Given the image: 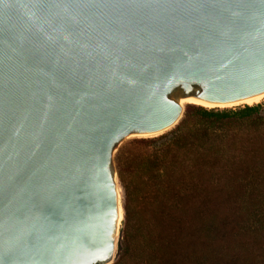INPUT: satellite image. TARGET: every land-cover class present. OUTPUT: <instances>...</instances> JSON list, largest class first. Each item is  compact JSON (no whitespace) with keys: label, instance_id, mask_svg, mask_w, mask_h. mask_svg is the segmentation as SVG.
<instances>
[{"label":"water","instance_id":"1","mask_svg":"<svg viewBox=\"0 0 264 264\" xmlns=\"http://www.w3.org/2000/svg\"><path fill=\"white\" fill-rule=\"evenodd\" d=\"M260 95L264 0H0V264H112L115 148Z\"/></svg>","mask_w":264,"mask_h":264},{"label":"trees","instance_id":"2","mask_svg":"<svg viewBox=\"0 0 264 264\" xmlns=\"http://www.w3.org/2000/svg\"><path fill=\"white\" fill-rule=\"evenodd\" d=\"M124 220L113 264H264L263 105L186 106L115 155Z\"/></svg>","mask_w":264,"mask_h":264},{"label":"rangeland","instance_id":"3","mask_svg":"<svg viewBox=\"0 0 264 264\" xmlns=\"http://www.w3.org/2000/svg\"><path fill=\"white\" fill-rule=\"evenodd\" d=\"M182 95V93L178 90V89H176V91L172 94V96L173 97H178V96H181ZM258 104H262L263 105V113H264V99L261 101V102H259ZM185 105V110H186V106H190V108H192L193 109V107L194 106H197V105H194V104H190V103H186V104H184ZM244 105H246V104H243V105H241V106H239V107H242V106H244ZM184 110V111H185ZM177 125V124H176ZM175 125V126H176ZM175 126H173L172 128H170L169 130H167V131H165L164 133H167V132H169V131H171V130H173L174 128H175ZM164 133H162V134H164ZM159 135H161V134H159ZM158 136V135H157ZM138 137H143V136H134V135H130V136H128V137H126L116 148H115V150H114V159H115V155H116V153H117V151H118V149L122 146V145H124L125 143H127L128 141H130V140H132L133 138H138ZM117 172V171H116ZM116 180H117V184H118V190H119V198H120V201H121V204H122V207H123V209H124V192H123V188H122V185H121V183H120V180H119V178H118V175H117V178H116ZM123 220H124V217H123ZM123 220H122V222H121V224H120V228H119V231H118V234H117V241L119 242V243H121V240H122V226H123ZM118 255V254H117ZM117 258V257H116ZM116 260V259H115ZM114 263V262H113ZM112 263V264H113Z\"/></svg>","mask_w":264,"mask_h":264},{"label":"bare ground","instance_id":"4","mask_svg":"<svg viewBox=\"0 0 264 264\" xmlns=\"http://www.w3.org/2000/svg\"><path fill=\"white\" fill-rule=\"evenodd\" d=\"M264 99V95H260V96H256L255 98L251 99L250 101L246 102L245 104L247 105H255L258 104L259 102H261ZM180 102L184 105L186 103H190V104H194L197 106H202L205 108H212V107H208V106H203V105H199L198 104V98L191 96V97H187V98H181ZM172 128V127H171ZM170 128L166 129L165 131L169 130ZM165 131H163L162 133H164ZM160 133V134H162ZM123 218V210H122V204L121 201H119V217H118V227H120V224L122 222Z\"/></svg>","mask_w":264,"mask_h":264}]
</instances>
